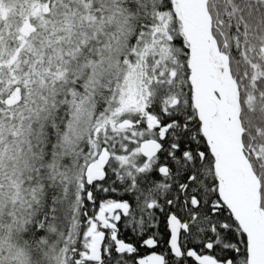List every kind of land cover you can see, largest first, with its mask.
Wrapping results in <instances>:
<instances>
[{
	"label": "snow or ice",
	"instance_id": "6c2138e0",
	"mask_svg": "<svg viewBox=\"0 0 264 264\" xmlns=\"http://www.w3.org/2000/svg\"><path fill=\"white\" fill-rule=\"evenodd\" d=\"M0 264H264V0H0Z\"/></svg>",
	"mask_w": 264,
	"mask_h": 264
},
{
	"label": "flooded vegetation",
	"instance_id": "af4514ba",
	"mask_svg": "<svg viewBox=\"0 0 264 264\" xmlns=\"http://www.w3.org/2000/svg\"><path fill=\"white\" fill-rule=\"evenodd\" d=\"M144 254H146V253H144Z\"/></svg>",
	"mask_w": 264,
	"mask_h": 264
}]
</instances>
